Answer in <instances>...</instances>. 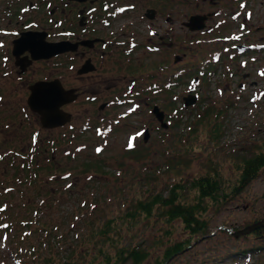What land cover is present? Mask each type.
Wrapping results in <instances>:
<instances>
[{"label":"rangeland","instance_id":"374dc122","mask_svg":"<svg viewBox=\"0 0 264 264\" xmlns=\"http://www.w3.org/2000/svg\"><path fill=\"white\" fill-rule=\"evenodd\" d=\"M223 2L224 0H219L217 3L222 5L218 7L222 12L213 14L205 23V26L211 25L213 28L193 32L184 25L179 26V20L186 18L188 12L208 8L209 3L211 5L215 2L204 0L203 4L201 1L195 4V0L179 1V13H175L176 21L170 26L176 29L180 27L177 37L181 41L171 46L169 42L163 50H150L148 53L141 51L140 57L149 61V65L143 73L138 70L136 82L140 85L145 81L157 83L155 86L149 85V103H145L144 97H139V106L142 108L122 117L104 136L95 134L94 121L91 122V127L78 128L79 121L85 120L84 116L87 114L97 117V98L83 100L82 107L79 105L82 100L71 106L74 115L72 127L66 125L49 128L40 125L33 112L25 108L27 92L24 88H15V83L3 88L0 98V130L3 128L5 135L0 139V195L4 199V205L7 202V207L6 210H0V220L12 217L13 213L23 219L33 212L32 206H38L36 214L40 219L32 221L28 226L19 221L10 227L0 224V264H24L26 261L22 257L29 258V264H63L65 257H72L70 262L73 264L95 263L103 257L97 248L105 241L104 234L98 230L108 218H114L113 223L118 224L116 227L120 233L110 231V234L117 237L116 245H131L136 240H142L150 254L140 264H157L155 258L162 254V248L169 239V235L165 234L164 241H159L164 230L170 227L171 237L183 235L186 230L178 217L170 222L161 214V209H156L150 215L140 212L132 220H128L126 215L134 211L132 204L136 198L147 196L155 190L167 192L170 182L175 178L183 179L185 188L181 192L192 198L195 189L187 185V179L211 164L218 165L225 184L234 181L238 175L235 161L241 155L254 153V144L264 140V47L259 48L257 45L256 49L241 54L240 58L231 59L227 56L215 63L212 61L211 66L216 71L206 73L208 77L205 74L199 83L189 77L206 65L204 60H208L216 49L221 50L219 54H222L236 48L233 45H225L227 47L224 50L222 48L230 42L232 36L242 34L240 42L244 39L264 46V0H248L253 14L248 18L243 15V19L238 18L239 22L236 23L241 26L234 24L232 20L213 24L214 19L227 17V7ZM205 16L207 17H204L203 22L208 18V15ZM162 18L152 25L164 24ZM143 23H139V26L144 29ZM218 27L222 28L218 35L227 34L230 38L217 37ZM144 30L143 36L146 35V29ZM180 48L182 51H177ZM175 52H180L181 64L186 68L181 75V83L166 87L164 79L173 73L171 64L169 66L167 62L171 61ZM137 53L140 54V51L137 50ZM159 60L165 64L160 65ZM54 65L55 71L63 69L59 63ZM88 79L92 82L91 78ZM240 80L244 85H238ZM196 83L199 94L195 102L184 105L182 95L189 94L188 87H194ZM90 88L94 93V87ZM174 93L177 97H173ZM169 98L175 100L169 101ZM152 101L169 105L163 106L165 112L171 109L172 120L168 125L158 123L149 108ZM173 105L178 108V114L174 113ZM203 105H210V108L206 115L197 119ZM125 106L115 104L108 109V115L118 116L119 109H124ZM215 108H220V112L216 113ZM141 119L149 124L146 140H143L142 133L133 135V138L128 133L141 126ZM215 121L221 123L219 129L222 133L214 139L208 128ZM35 127L40 130L37 143L39 148L43 139L50 135L59 136L63 130L73 140L60 138L61 142H54V164L47 160L44 152L36 148L35 151L39 150L37 176L29 181L30 170L25 171L18 166L20 163L17 161L22 155L13 152L8 154L5 151L9 146L17 147L21 144L24 152L29 144V134ZM99 141H102V149L96 145ZM78 143L81 144L80 147H76ZM185 154L187 158H184ZM23 157L28 159L30 155ZM86 161L95 164L98 162L102 169L94 170L90 166L84 168L83 163ZM170 162L175 165L171 166ZM259 172L233 197L224 199L219 207L209 205L205 214L209 218L210 235H203L192 246L171 255L164 264H264V234L248 231L234 235L228 229H236L254 218L264 216V166ZM25 174L28 178L23 180ZM7 210L10 215L6 214ZM124 216L129 222L123 219ZM48 229L55 231V237L48 236ZM22 230L27 235L22 236ZM19 231L21 236L16 234ZM32 245L38 251L28 256L30 250L25 251L26 247L28 249ZM242 246L253 248L246 252L228 253ZM106 250L114 253L115 247L111 245ZM18 252L22 254L18 256ZM115 264L134 263L126 258Z\"/></svg>","mask_w":264,"mask_h":264},{"label":"flooded vegetation","instance_id":"af4514ba","mask_svg":"<svg viewBox=\"0 0 264 264\" xmlns=\"http://www.w3.org/2000/svg\"><path fill=\"white\" fill-rule=\"evenodd\" d=\"M179 1L0 0V98H2L3 88H8L12 83H15V88L18 86L24 88L27 92L25 96L27 107L25 108L33 112L37 119H39L40 125L49 128H61L66 125L72 127L74 115L71 106L82 100L79 104L82 107L84 106L83 100L97 98V117L87 114L86 117L84 116L85 120L79 121L78 128L81 129V126L85 129L91 127V122L94 121L95 134L97 136H104L122 117L133 113L136 109H140L139 97H144L145 103H149V85L155 86L157 83L153 81L151 84L145 81L144 84L140 85L136 82V77L139 75V73L137 74L138 70L143 73L146 66L148 68L149 65V61L143 60L140 57L142 55L141 51L148 53L150 50H163L164 46L169 42L171 46L181 41L177 37L180 27L176 29L174 26H170L173 21H176L175 13H179ZM185 1L190 2V0ZM197 1L195 0V4L199 3V1H201V4L204 2V0ZM207 1L215 3L211 5L209 3L208 8L202 7L199 11L196 9L188 12L187 16H185L186 18L179 20V26L184 25L188 27L186 21L189 20L193 13L201 14L200 11H202V15L205 18L207 17L205 14L208 15L205 21L207 23L213 14L222 12L218 8L221 5L217 4L219 0ZM222 4L227 7L225 13L227 17L220 16L214 19V25L224 23L226 20H232L235 24L239 22L238 18L242 15L248 18L253 14L251 10L252 5L250 6L248 0H224ZM161 17H163L161 20L164 21V24L158 23L157 25H152L157 20L160 21ZM241 19L243 18L241 17ZM142 22H144L143 26L146 29L145 36H143L145 30L139 26V23ZM236 24L241 26L240 23ZM242 24L244 25V23ZM207 28L210 30L213 26L204 25V27L190 28V31L199 32ZM217 29V37L222 36L224 39L228 37L227 34L218 35L222 28L218 27ZM216 35L214 36L216 37ZM241 35L237 34L238 39L232 40L231 44L242 45L244 40L240 42V39H242ZM29 38L33 41L42 40L41 45L44 48L52 43H60L62 44V48L54 52L51 49L42 48L39 49L40 52L38 53V51L33 50L34 46L30 48L26 47L24 42L21 44L23 39ZM27 41L29 40H25V42ZM15 47L17 48L16 50ZM143 47L146 48L144 49ZM222 48L224 50L223 46ZM238 48L242 49L241 47ZM137 50L140 51V54L137 53L138 55L136 54ZM177 51H182V49L180 48ZM244 51L242 49L240 54L245 53ZM179 53H174L171 59L173 63L170 60L167 62V65L170 66L171 64L172 66V70L170 68L169 70L175 74L170 73L164 79L166 87H170L171 84L174 87V85L181 83L180 78L186 67L181 64L182 59ZM233 55H230L229 52H222V54H219L218 60L225 59L227 56L231 57V59L233 57L236 58ZM163 57L164 55L162 54L161 58ZM150 60L152 61V58ZM159 61L160 65L165 64L162 60ZM58 63L63 66V69L61 70L60 67H57L60 69L55 71L56 65L54 64ZM88 78H91L92 82H89ZM43 80L45 82L54 80V82H47L48 87H51L53 90H61V93L56 94V103H58L59 108L67 110L69 113V117L65 121L56 122V124L52 125H44L39 118V111L33 109L28 103L27 96L31 92L30 87L33 83ZM82 80H85L86 83ZM240 81L238 85H244ZM44 84L46 83L43 82L42 87L48 88ZM96 86L97 88H95ZM192 86H189L188 90H193ZM89 87H94V93L91 92L92 90ZM194 89H198V87ZM111 93L113 95H110ZM106 94L108 96H105ZM175 96L177 97L176 93H174L173 97ZM171 100L174 101L175 99L169 98V101ZM153 103L154 101H152V105ZM115 104L126 106L124 109H119L117 112L118 116H109L108 109L113 108ZM174 105V113L178 114V108H175ZM20 106L23 107L22 105ZM160 106L164 110L165 118L171 121V109L165 112L166 109L164 108L169 105L162 104ZM27 109L26 111H28ZM139 125L141 126L128 132L130 133V137L132 136L133 138L135 134L137 136L140 135L143 129L149 126L147 121L142 119ZM2 131H4L3 128ZM2 131L0 130V139H3L5 135ZM81 131L84 130L82 129ZM39 132L38 127L32 129L29 134V144L26 145L27 149L24 152L22 151L21 144H18L17 147L9 146V151H5L4 149L3 152L5 151L8 154L13 152L19 155H35L34 157L38 160L37 155L40 150L44 152L47 160L54 164V142H61L60 138L72 140L73 138L63 130L59 136L57 134L50 135L46 139H43L44 141L42 140L41 147L39 148L37 145ZM1 133H3V136ZM40 139H42V136ZM79 143L76 144V147L81 146ZM1 144L2 142H0V148H2ZM84 145L82 144V146ZM36 148H39V150L35 151Z\"/></svg>","mask_w":264,"mask_h":264},{"label":"trees","instance_id":"16d2710c","mask_svg":"<svg viewBox=\"0 0 264 264\" xmlns=\"http://www.w3.org/2000/svg\"><path fill=\"white\" fill-rule=\"evenodd\" d=\"M211 63L212 61L208 62L207 66H211ZM205 68L210 69L212 67L205 66ZM205 72L207 71L205 70ZM209 108L210 105L203 107L196 118L200 119L204 116V114L206 115ZM215 110L216 113L220 112V108H215ZM220 125L221 123L218 124L215 121L214 124L210 125V127L208 128V131L211 133V136L213 138H218L219 135H221L222 131L219 129ZM254 151L255 152L250 155H241L238 157V160L235 161L236 171L238 175L235 177L234 181L228 184L224 183L223 176L219 173L218 165L211 164L205 170L196 171L195 173L191 174L189 179H187V185L195 189L192 198H188L185 196V194H182L181 190L185 188V182L182 178H175V180L171 181L168 186L169 189L167 192L165 191V193L162 190H155L154 192L149 193L147 196H139L136 198V201H134V204H132V209L134 211L129 212V215H126L128 220H132L135 217V214H138L140 212L143 213V215L145 213L147 215H150L156 209L157 211L161 209V214H163L165 218L170 222H173V220L178 217L181 221L182 227L186 230V233L178 237L170 236L169 233L172 232V229H170V227H167L164 230L163 234L159 238V241H164L163 236L165 234L169 235V239L166 240V244H164L162 248V254L155 258V262L157 264H164L165 260L171 255L176 254L179 251H184L189 245L192 246L193 243L198 242V240L203 235L206 236L212 233L210 231V228L208 227L209 218L205 214L209 208V205L219 207V204H221L224 199H227L229 196L233 197L235 195L234 193H237L241 188L245 187L249 181H251L260 173L259 171L261 170L262 166H264V140H259L254 144ZM184 158H187L186 154ZM17 162L20 163L18 165L20 166L19 169H21L22 167L25 171L29 170V168L32 169L30 171L29 178L28 175L25 174L26 177L23 180L28 178L30 181L31 178H35L37 176V166H32L37 162L34 156H31L30 161H28L27 159H21ZM172 164L175 165L174 162H170L171 166ZM89 166L94 170H97L98 168L102 169L98 162L97 164L92 163L91 161L90 163L87 161L83 163L84 168H88ZM19 169L17 171H19ZM17 171L16 173L18 174ZM1 197L2 196L0 195V210H6L5 207H7V202L4 205V199L3 197L1 199ZM37 208L38 206H32L31 210L33 212L30 214L31 216L26 215V217H24L23 219L19 218V216L17 217L14 213L11 215L12 217H3V219L0 220V224L3 223V226L10 227L16 221H19L28 226L32 221L40 219L39 215L36 214ZM6 214L10 215V211L7 210ZM123 219L128 221L125 216ZM113 220L114 218H108V220L105 221V224H103L98 230L100 233L104 234L105 241L97 248L98 252L101 254V257L102 255L103 257L92 264H115L116 262L125 261L126 258L130 259V261L134 264H140V262L150 254L147 245H145L142 240H136V242L131 245H127V243L116 245L115 241L117 240V237L110 234V231L117 233L120 232L118 230V227H116V225L118 224L116 222L113 223ZM22 232L24 233L22 234V236L27 235V232H24L23 230ZM48 232L49 237L51 235L55 237L54 230L48 229ZM250 232H253V234H264V225H260L250 230L249 233ZM16 234H20L21 236L20 231ZM50 240L51 239H49V242ZM111 245L115 247L114 253H110L106 250V248ZM253 246H242L241 248L235 250L232 249L228 253L234 254L243 250L244 252H246L253 248ZM20 247L22 246L20 245ZM25 251H29L30 253L28 256H30L38 251V249L34 245H32L28 249L26 247ZM21 254H19L18 256H20ZM22 258L23 261H26L24 262V264H29V258ZM71 259L72 257H65L62 260V263L73 264L72 262H70Z\"/></svg>","mask_w":264,"mask_h":264},{"label":"water","instance_id":"95a60500","mask_svg":"<svg viewBox=\"0 0 264 264\" xmlns=\"http://www.w3.org/2000/svg\"><path fill=\"white\" fill-rule=\"evenodd\" d=\"M203 15L200 13H193V15H191V17L189 18L188 21H186V24L188 25V27L190 28H196V27H200L202 26L203 23ZM25 40H29L27 42H25ZM42 41V40H41ZM39 40L33 41L31 38L29 39H23V41L21 42V44L24 42V45H26V47H30L34 46V51H38V53L40 52L39 49L44 48L41 44L42 42ZM62 44L60 43H55V44H51L48 47H45L44 49H51V51H56L62 48L61 46ZM21 46V45H20ZM22 47V46H21ZM23 48V47H22ZM17 48L15 47V50ZM48 51V50H47ZM50 51V50H49ZM55 80V79H54ZM54 80L51 81H38L36 83H33V85L30 87L31 88V92L28 93L27 99H28V103L30 104V106L39 111V118L42 121V124H46V125H52V124H56L59 122H63L66 120V118L69 117V113L67 112V110H63L62 108H59L58 103H56V94L61 93V90H53L51 87H48L47 82H54ZM43 82L46 83L44 84V86H47L48 88H43ZM66 89V88H65ZM66 96V95H65ZM195 98V95H191V96H184V101H186V103H190L193 102ZM159 106L157 104H155V106L152 108L153 111L158 115V118L161 122V124L163 125H168L167 122H165L163 120V116L164 114L162 113V109L158 108ZM144 137L145 139L148 138V130L145 129L144 130ZM260 225H264V217H260V218H256V219H252V221L245 223L244 225H241V227H238L236 229H232V228H228L230 231H232L233 234H238L240 232H247L249 230H252Z\"/></svg>","mask_w":264,"mask_h":264}]
</instances>
